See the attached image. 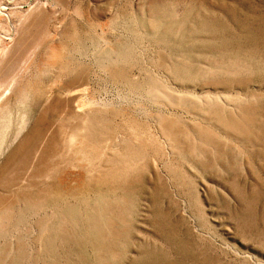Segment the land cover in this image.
<instances>
[{
	"label": "rangeland",
	"instance_id": "obj_1",
	"mask_svg": "<svg viewBox=\"0 0 264 264\" xmlns=\"http://www.w3.org/2000/svg\"><path fill=\"white\" fill-rule=\"evenodd\" d=\"M0 264H264V0H0Z\"/></svg>",
	"mask_w": 264,
	"mask_h": 264
}]
</instances>
